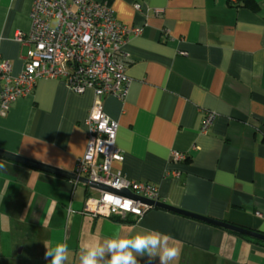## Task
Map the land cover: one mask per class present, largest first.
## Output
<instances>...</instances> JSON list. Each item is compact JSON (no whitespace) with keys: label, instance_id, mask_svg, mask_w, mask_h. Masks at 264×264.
Instances as JSON below:
<instances>
[{"label":"crops","instance_id":"obj_1","mask_svg":"<svg viewBox=\"0 0 264 264\" xmlns=\"http://www.w3.org/2000/svg\"><path fill=\"white\" fill-rule=\"evenodd\" d=\"M107 1L120 22L140 29L124 46L127 97L103 100L125 156L112 170L156 185L166 204L264 233V0ZM31 7L0 0V53L13 75L24 68L28 45L16 35L30 31ZM94 101L92 89L39 79L8 112L0 103V149L74 172ZM206 110L217 118L201 133ZM173 151L188 159L172 162ZM0 165V264H50L45 245L56 242L68 243L67 264H79L83 242L137 224L181 248L173 264H264V241L158 207L138 220L93 218L81 211L100 190L3 157Z\"/></svg>","mask_w":264,"mask_h":264},{"label":"built area","instance_id":"obj_2","mask_svg":"<svg viewBox=\"0 0 264 264\" xmlns=\"http://www.w3.org/2000/svg\"><path fill=\"white\" fill-rule=\"evenodd\" d=\"M135 8L139 9L140 5L135 4ZM30 18V31L16 35L18 41L28 45L22 72L13 75L9 61L0 53L2 112H8L19 98L31 95L41 78H62L79 94L92 89L95 101L85 121L87 147L74 172L95 182L160 201L156 185L130 179L121 171L112 170V164L122 162L125 156L116 144L118 123L105 113L103 106L105 97L123 100L129 93L130 58L124 46L132 36L140 33V29L120 22L107 0H32ZM216 118V112L206 110L201 133H208ZM187 159L186 153L172 152V162ZM170 174L180 175L179 171ZM105 194L133 201L136 211L106 206ZM154 207L100 190L99 196L87 195L81 214L93 218L132 216L138 220Z\"/></svg>","mask_w":264,"mask_h":264},{"label":"clouds","instance_id":"obj_3","mask_svg":"<svg viewBox=\"0 0 264 264\" xmlns=\"http://www.w3.org/2000/svg\"><path fill=\"white\" fill-rule=\"evenodd\" d=\"M3 167V165H0ZM106 206L136 211L133 201L105 194ZM167 234L137 224L126 234L119 231L111 237L85 241L80 246L79 264H139L138 257L146 256L148 264L158 258L159 264H173L181 255V248L170 243ZM45 258L50 264H67L69 245L56 242L51 247L45 245Z\"/></svg>","mask_w":264,"mask_h":264},{"label":"water","instance_id":"obj_4","mask_svg":"<svg viewBox=\"0 0 264 264\" xmlns=\"http://www.w3.org/2000/svg\"><path fill=\"white\" fill-rule=\"evenodd\" d=\"M0 157L6 158V159H9V160L21 163V164L29 165L31 167H35V168L41 169L43 171H47V172L55 174V175H60L63 177H67V178H70V179H73L76 181L86 183V184L90 185L91 187L98 189V190H102V191H106V192H113V193H116L119 195L128 196V197L134 198V199L139 200L143 203H146V204L158 207V208H162V209H166V210L173 211L176 213H180V214H183V215L195 218V219H199V220L211 223L213 225H217V226L223 227L225 229H229V230L238 232L240 234H243V235H246V236L261 240V241H264V233L254 231L251 229H247L244 227H239V226L233 225L231 223H227V222L220 221L217 219H213L210 217H206L203 215H199V214H196V213H193V212H190V211L180 209L178 207H174L172 205L166 204L162 201L149 200V199H146L144 197H141L139 195L134 194L133 192H131L128 189L113 188V187L108 186L106 184L95 182V181H93L87 177L80 176L73 171H67V170H64V169H61L58 167H54V166H51V165L30 159V158H27V157H24L21 155H18V154H14V153L4 151L1 149H0Z\"/></svg>","mask_w":264,"mask_h":264},{"label":"trees","instance_id":"obj_5","mask_svg":"<svg viewBox=\"0 0 264 264\" xmlns=\"http://www.w3.org/2000/svg\"><path fill=\"white\" fill-rule=\"evenodd\" d=\"M238 1H240V3H245V4H247V3H250V4H252L253 3V0H238ZM257 242H259V243H263V242H261L260 240L258 241V240H256ZM264 244V243H263Z\"/></svg>","mask_w":264,"mask_h":264}]
</instances>
